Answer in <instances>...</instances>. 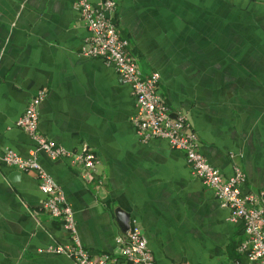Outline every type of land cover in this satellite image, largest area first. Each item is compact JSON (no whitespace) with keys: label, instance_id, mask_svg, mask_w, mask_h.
Segmentation results:
<instances>
[{"label":"crops","instance_id":"crops-1","mask_svg":"<svg viewBox=\"0 0 264 264\" xmlns=\"http://www.w3.org/2000/svg\"><path fill=\"white\" fill-rule=\"evenodd\" d=\"M76 0H0V264H72L41 249L72 242L42 204L37 173L3 161L28 158L31 137L16 126L32 98L38 132L70 152L96 156L93 172L70 158L37 153L41 168L73 210L90 255L118 254L136 224L156 264H226L239 258L241 222L229 221L183 152L142 142L137 104L111 65L81 55L90 34ZM100 8L105 0H86ZM110 16L141 74L159 75L158 92L182 111L210 165L246 175L243 193L264 188V2L112 0ZM138 64V65H139Z\"/></svg>","mask_w":264,"mask_h":264},{"label":"built area","instance_id":"built-area-1","mask_svg":"<svg viewBox=\"0 0 264 264\" xmlns=\"http://www.w3.org/2000/svg\"><path fill=\"white\" fill-rule=\"evenodd\" d=\"M74 6L90 34L80 53L111 65L123 83L130 87L137 104L131 121L139 139L142 142L159 139L171 149L183 152L193 176L211 190L221 208L228 210L229 221L241 222L244 239L236 249L239 258L226 264H264V188L258 193H243L241 188L246 175L242 170L236 168L233 175L225 179L218 169L208 163L201 153L192 123L182 111L170 108L159 94V75L155 72L142 75L136 59L128 52V41L119 37L107 15L115 9L114 1L105 0L102 7L97 8L86 0H76ZM43 95V92L36 94L16 121V126L34 142L30 156L25 158L7 151L3 157L9 167L37 173L39 190L45 195L42 204L44 210L58 219L70 234V244L48 247L38 252L64 255L72 260V264H116L117 260L108 254L94 257L83 248L77 238L72 208L62 190L36 160L37 153L46 154L52 161L70 158L74 163L81 164L87 173L93 172L97 163L96 156L86 147L78 153L70 152L38 132L37 108ZM117 243L118 254L124 264H156L148 250L147 240L136 224L129 228L123 238L119 237Z\"/></svg>","mask_w":264,"mask_h":264},{"label":"rangeland","instance_id":"rangeland-1","mask_svg":"<svg viewBox=\"0 0 264 264\" xmlns=\"http://www.w3.org/2000/svg\"><path fill=\"white\" fill-rule=\"evenodd\" d=\"M139 63L137 62V65H138ZM138 68H139V70L140 71H142V69H141V67H140V64L138 65Z\"/></svg>","mask_w":264,"mask_h":264}]
</instances>
